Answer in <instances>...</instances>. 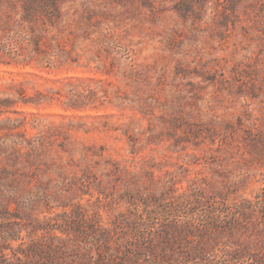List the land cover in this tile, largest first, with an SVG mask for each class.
Instances as JSON below:
<instances>
[{
  "label": "rangeland",
  "instance_id": "obj_1",
  "mask_svg": "<svg viewBox=\"0 0 264 264\" xmlns=\"http://www.w3.org/2000/svg\"><path fill=\"white\" fill-rule=\"evenodd\" d=\"M163 259L264 264V0H0V264Z\"/></svg>",
  "mask_w": 264,
  "mask_h": 264
},
{
  "label": "trees",
  "instance_id": "obj_2",
  "mask_svg": "<svg viewBox=\"0 0 264 264\" xmlns=\"http://www.w3.org/2000/svg\"><path fill=\"white\" fill-rule=\"evenodd\" d=\"M158 261H160V263H162V264H164V263L166 264V261H167V260H166V259H163V260H158ZM161 261H162V262H161ZM101 264H104V263H101ZM120 264H121V263H120Z\"/></svg>",
  "mask_w": 264,
  "mask_h": 264
}]
</instances>
